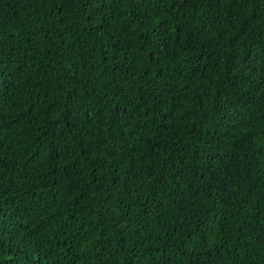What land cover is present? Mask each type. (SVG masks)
Here are the masks:
<instances>
[{"label":"trees","instance_id":"trees-1","mask_svg":"<svg viewBox=\"0 0 264 264\" xmlns=\"http://www.w3.org/2000/svg\"><path fill=\"white\" fill-rule=\"evenodd\" d=\"M0 264H264V0H0Z\"/></svg>","mask_w":264,"mask_h":264}]
</instances>
